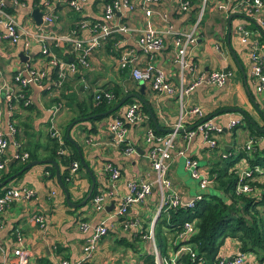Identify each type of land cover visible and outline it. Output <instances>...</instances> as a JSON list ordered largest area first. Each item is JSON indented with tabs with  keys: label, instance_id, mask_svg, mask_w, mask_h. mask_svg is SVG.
<instances>
[{
	"label": "crops",
	"instance_id": "crops-1",
	"mask_svg": "<svg viewBox=\"0 0 264 264\" xmlns=\"http://www.w3.org/2000/svg\"><path fill=\"white\" fill-rule=\"evenodd\" d=\"M131 1L136 5L135 10L118 13L111 21L115 27L123 26L129 30L114 32L111 37L95 48L90 55L89 67H79L77 71L71 73L64 81L60 96L56 90H40L30 87L28 91L29 105L11 101V106H9L6 97L0 95V132L8 136V125L12 120L17 128L16 138L21 142V150L36 156L32 160L50 158L57 162L60 174L66 169L58 160L50 156L48 137L51 127L50 119L54 117V124L61 135L64 128V133H66L68 125L74 119L82 117L79 115L78 103L100 88L120 86L125 93L139 94L149 102L160 128L159 131L163 132L161 135L167 134L166 129L173 128L179 116V102L176 95L153 92L146 83L141 92L140 83H136L128 71L120 70L117 60L120 51L132 49L136 51L139 65L143 66L147 62L148 55L138 47L137 40L140 31L146 27L162 32H166L170 27L175 31H188L195 18L198 0H194L191 11L180 14L174 11L176 0H159L158 3L150 4V7L153 8L150 16H146L142 9V6L147 5L146 0ZM262 1V15L264 16V0ZM22 2L26 6L11 3H6V5L25 29L32 31L38 28L31 15L34 8L38 7L46 12H51L52 8L54 21L48 25L42 24L41 28L55 34L70 31L82 19L91 22L102 21V10L105 3L104 0H87L82 9L75 12L68 4L69 0H22ZM48 6L51 8L49 9ZM238 13L245 16L243 12L235 14ZM163 14L166 15V18L162 17ZM227 18L209 6L206 18L202 21L197 41L188 50V59L195 71H188L187 80V82L192 81L201 72L221 70L227 73L226 82L220 87L209 84L195 87L185 98V110L188 111L191 107L198 106L204 113L202 118L204 119L220 109L240 107L252 117L259 127H263L264 90L257 92L255 89L257 79L253 72L250 53L253 46L257 47L261 56L259 62L264 73V29L260 27L263 32L260 31L254 22L246 17L235 16L231 20V31H228ZM239 27L250 31L246 43H241ZM78 35L84 40L91 37L89 30L84 28H79ZM172 40L173 37L165 33L164 48L156 52L152 60L155 67L164 71L167 81L176 87L178 76L177 67L173 61ZM229 45L241 65V70L234 60ZM47 46L58 59L69 62L75 59V52L70 44L55 46L49 42ZM20 53L28 57L26 63L19 57ZM27 64L45 67L47 81L52 79V71L47 67V59L41 53L40 43L31 41L30 47L25 49L23 41L15 45L7 41L2 42L0 44V86L5 83L10 90H17L19 86L14 81V75L17 72L24 73ZM243 72L245 76H243ZM193 75L195 76L192 78ZM248 92L251 93L259 108L263 110V116L250 101ZM56 98L61 103L60 107L57 105ZM53 109H55V115H52ZM122 112L120 111L119 114ZM119 114L94 122L89 119L84 120L73 125L70 130L71 138L81 147L85 161L96 176L97 191L101 193L112 191L113 197L109 198L106 206L114 204L113 208L94 211L91 201H87L80 207H71L65 200V194L57 182L56 174L53 177L48 170V166L51 164L34 165L2 188L4 190L10 186L31 189L34 191V196L14 200L2 211L0 264H15L16 259L12 251L20 246L28 251L29 264H52L60 259H67L71 262L80 260L85 238L89 233L79 229L81 221L88 223L91 228L104 222L109 228L108 233L97 243L92 258L85 264H145V256L150 254L153 248L151 239L147 238L146 234L150 222L157 214V193L152 190L144 201L133 204L128 209L127 218H135L140 222L137 228H123L122 218H113V213L119 201L127 195L129 181L149 180L154 177V172L146 156L149 144L144 139L145 129L148 125L144 119L139 126L129 128L126 140L127 143L135 147L136 152L128 155L123 151L126 144L116 143L115 137L108 129V122L118 117ZM241 118L240 114L232 112L212 116L213 122L223 129L222 133L217 136L218 149L211 148L200 134L186 141L182 137V133H179L172 152L168 177L181 198L190 200L203 192L197 189L193 190V185L185 181L180 169V157L197 160L200 168L208 173L212 165L219 162L220 154L223 158H228L252 137V139L261 141L262 138L250 135L245 124L244 127H240L241 124H238L236 128L228 127V122L231 119L241 121ZM194 122V117L188 114L184 125L192 127ZM9 139L11 140L6 153L7 165L5 168L7 172L10 170L8 166L14 162L12 156L15 152L13 140L11 137ZM222 148L224 151H221ZM179 151H182L183 154H178ZM240 161L242 162L240 163ZM240 161L236 164V169L246 170L248 168L247 160L241 159ZM107 163L114 165L120 171V177L114 188L109 180V174L104 170ZM263 172L264 169L261 173ZM258 176L255 179L261 183L264 182V175ZM90 183L89 175L83 169L73 175V179L67 186L73 203H78L79 199L85 195ZM110 188L112 190H109ZM37 215L43 216L44 228L34 222ZM172 236L173 234L170 235L171 238ZM174 240L178 242L177 236ZM238 251L237 241L233 238H226L220 247L219 256L231 258Z\"/></svg>",
	"mask_w": 264,
	"mask_h": 264
},
{
	"label": "built area",
	"instance_id": "built-area-1",
	"mask_svg": "<svg viewBox=\"0 0 264 264\" xmlns=\"http://www.w3.org/2000/svg\"><path fill=\"white\" fill-rule=\"evenodd\" d=\"M87 0H69V6L79 12ZM159 0H146L147 5L142 6L144 14L150 16L153 12V8L150 4L158 3ZM6 2L26 6L22 0H0V44L4 41L15 45L20 41H23L25 49H28L31 45V41L41 44V53L47 59V67L51 71L56 73L57 79L52 78L47 81V71L45 67H39L38 65H25L24 73L17 72L14 75V81L18 84L19 88L17 90H10L5 83L0 86V95L6 97L9 102L13 100H18V98L24 99L23 104L29 105V96L25 95V89L30 87H36L40 90H56L58 95L61 91L62 85L65 79L77 71L79 67L88 68L89 59L92 51L99 47L100 44L107 39L114 32H122L129 30L127 27L118 26L111 24V21L116 17L118 13H124L128 11H133L136 5L131 0H110L105 2L103 5L102 15L103 20L97 22H91L85 19L76 24L75 28H72L66 33H52L46 32L41 28L42 24L48 25L54 21L52 8L51 12L43 11L42 14V24L38 26L37 29L29 31L25 29L11 14L10 11L5 9ZM206 0H198L196 6V14L194 21L192 22L190 29L188 31H175L171 27L166 31H158L151 27H146L140 31L137 43L139 49L148 55L147 62L141 66L137 60L136 51L132 49H124L120 51L118 56V67L120 70L128 71L130 77L137 82H143L150 86V89L156 93H167L175 94L179 102V116L175 124L173 125V131L168 132L166 135H161L155 133L154 129L151 127H146L144 139L145 142L149 144L146 156L149 161L150 167L154 172L153 179L149 180H132L127 183V195L119 201L117 208L114 210L113 218L119 219L123 218L122 221L123 228L133 229L140 225L138 219L127 218V211L133 204H138L144 201V199L155 190L158 195V207L157 214L161 210H166L170 208H192L195 203L202 198L199 194L190 200H184L180 197L178 192L173 188L172 181L168 177V169L170 161L172 158V152L175 147V141L179 135V129L187 128L184 125V120L188 114L192 115L195 119L194 126L182 133L184 140L189 141L195 135L200 134L205 141L210 145L211 148H217V136L220 135L223 129L216 125L212 119L204 121V113L202 109L198 106L191 107L188 111L185 110V97L192 91L195 87L203 84L223 86L227 79V73L221 70H213L209 72L196 73L197 76L192 80L188 81V71H195L194 67L191 65L188 59V50L195 44L198 38V33L202 24L204 14L207 13L209 7H206ZM46 4H49L46 2ZM193 0H176L175 12L186 13L191 11L193 8ZM47 6V5H45ZM212 10L218 11L228 17L231 13L243 12L246 17L253 19L261 28L264 29V16L262 15V0H212L210 5ZM166 18V15H162ZM84 28L89 30L91 37L84 40L79 37L78 30ZM240 40L241 43H246L248 41L250 31L244 27H239ZM168 34L173 37L172 47H173V61L177 67L178 84L176 87L171 85L165 76L162 69L154 66L152 57L156 52L161 51L164 48V34ZM52 43L55 46H63L64 44H70L75 52V59L72 61H64L58 59L48 48L47 43ZM251 59L252 68L257 79L256 91L261 92L264 90V73L261 68L259 59L261 56L257 50V47L253 46L251 49ZM27 62V61H26ZM25 62V63H26ZM31 62V61H30ZM195 74V75H196ZM193 75L192 78L195 76ZM52 77V74H51ZM2 80V79H1ZM27 97V98H26ZM102 98L110 102L114 99V94L111 91L100 90L95 95V100L98 102ZM59 107L60 105L57 104ZM52 115H55V109L52 110ZM143 115L139 111V105L133 103L128 105L121 117H115L113 120L108 122V129L115 137L116 143H125L123 151L126 154H133L136 149L133 145L127 143L126 137L129 132L131 125H140L144 121ZM51 121V136L57 137L61 140V134L57 130L54 124V117L50 119ZM239 122V119H231L228 122V127L233 128ZM15 126L11 121L8 125V136H5L0 132V172L5 170L7 165L6 153L10 145L9 137L12 138L15 133ZM14 143L17 147L20 143ZM254 139L250 138L245 144L244 148L247 150L251 148ZM178 154L182 155L183 152L179 151ZM224 156V155H223ZM12 158L21 162H26L29 159V153L27 151H22L20 153L14 152ZM243 161V160H242ZM240 161V163L242 162ZM244 163V161H243ZM185 168L190 171L191 177L197 179L199 186L204 190L206 188L212 187L215 183L216 174L206 173L200 168L197 160L187 157L185 159ZM236 168V166H235ZM79 169L78 162H73L70 167V178L73 179V175L77 173ZM106 173L109 174V180L112 183V187H116V182L120 177V171L114 165L107 163L104 167ZM237 170V169H236ZM256 173H261L263 169L255 168ZM238 183L236 187L237 193H248L252 191L253 186L251 182L255 180L252 177V171L246 168V170L239 171ZM109 190H112L110 188ZM34 196V191L31 189H19L16 187H6L0 194V222L1 213L11 202L18 200L20 198H31ZM112 191L109 193L98 192L91 199V207L94 211H103L107 208V203L109 198H112ZM156 214V216H157ZM150 222V227L147 232V238L151 239L152 242V253L155 257L156 264H205L202 259L197 258V254L190 244H182L177 246L176 249H168L166 256H161L158 251L154 234V221L155 218ZM35 223H37L41 228L45 227L43 216H36ZM196 223L195 221H185L180 231L177 234V239H184L189 237L191 233L195 231ZM79 229L83 232H89L85 238V242L81 251L80 260L76 262H71L67 259H60L52 264H83L88 262L96 249V245L99 240L108 233V226L102 222L99 225L91 228L88 223L84 221L79 223ZM174 244L178 245L175 241ZM15 257V264H29L28 262V251L23 247H17L13 251ZM174 253L172 256L169 254ZM188 255L189 263L183 260V257ZM251 254L238 251L236 255L231 258L217 257L215 262L212 264H254L251 258Z\"/></svg>",
	"mask_w": 264,
	"mask_h": 264
},
{
	"label": "trees",
	"instance_id": "trees-1",
	"mask_svg": "<svg viewBox=\"0 0 264 264\" xmlns=\"http://www.w3.org/2000/svg\"><path fill=\"white\" fill-rule=\"evenodd\" d=\"M104 1L108 2L110 0ZM5 9L10 11L8 6H6ZM111 36L112 35L109 37ZM64 58L68 60L66 57ZM52 78H54V80L57 79L54 71L52 72ZM63 86L64 83L59 96L63 90ZM100 90L111 91L114 94V99L108 102L106 99L102 98L97 102L95 100V95ZM28 91L29 88L25 89V95L27 97L29 95ZM125 94L126 93L120 86L97 89L89 97L78 103L79 115L82 117L91 116L89 121L94 122L101 120L104 117L113 116L117 113L119 114L124 107L137 103L139 105L140 113L146 118L148 127L153 128L157 134H163L162 131L156 129L147 107L137 98L130 97L117 110L106 116L102 115V113L112 108ZM15 101L16 100H13V102ZM17 101L23 104L24 99L18 98ZM145 101L151 109L149 102L147 100ZM57 104H61L59 100ZM92 115H94V117H92ZM122 115L123 112L119 114V117ZM10 121L13 123L12 120ZM242 122L246 125L245 127L248 128L250 135L262 138L261 141L254 139L250 149L247 150L243 146L228 158H223L220 154L218 157L219 162H215L209 171L210 174H216L215 183L212 187L206 188L203 191L201 194L202 198L195 203L194 207L170 208L160 211L159 216L154 223L153 234L156 247L162 257L166 256L165 252L167 254V251L170 248L174 250L179 245L190 244L195 250L197 258L202 259L205 264H212L215 262L216 258L219 257L220 247L225 239L233 238L238 243L239 251L251 254L253 263L255 262L254 264H264V182L261 183L255 179L251 182L253 186L252 191L248 193H237L236 187L238 183V174L235 169L236 164L241 159H246L249 170L252 171V177L257 178L259 177L258 175H264V172L256 173L254 171L255 168L264 169V133L260 132L259 126L253 125L246 118H242L240 124H242ZM137 126L139 125H131L130 127ZM236 127L237 126H235V128ZM15 129L13 141L20 143V145L15 147V152L20 153L25 150H21V142L16 138L18 134L16 126ZM49 132L50 156L55 160H58L59 163L66 168L61 173V179L63 183L68 186L72 180H69L71 164L73 162H78V170L85 169L80 162L77 147L74 141H72L73 139H68L66 133L63 132L60 138L61 140H59L57 137H52L51 131ZM79 148L81 147L79 146ZM218 148L219 147L215 149ZM221 151H224V149L222 148ZM35 157L34 154L29 152V159L26 162L14 160V162L8 166L10 167L9 172L6 170L0 172V182L9 175L18 172L28 161ZM48 170L54 177L55 168L52 165H49ZM85 172L87 171L85 170ZM2 190L3 189H0V194L2 193ZM96 193L97 182L95 183V187L88 201H91ZM86 194L87 192L81 199H79V202L86 196ZM123 220L124 219L122 218V221ZM192 220L196 223L195 231L191 233L189 237L179 239L178 245H175L174 238L180 231L182 224L185 221ZM171 234H173L172 238L170 237ZM183 260L189 263L188 255H185ZM145 264H156L155 257L152 253L145 256Z\"/></svg>",
	"mask_w": 264,
	"mask_h": 264
},
{
	"label": "water",
	"instance_id": "water-1",
	"mask_svg": "<svg viewBox=\"0 0 264 264\" xmlns=\"http://www.w3.org/2000/svg\"><path fill=\"white\" fill-rule=\"evenodd\" d=\"M8 3V2H6ZM42 14H43V11L40 9V8H34L32 11H31V15L35 21V24L37 26L41 25L42 24ZM235 16H242V17H246L244 16L243 14H235V13H231L228 15V18H227V28H228V31H231V20L233 17ZM248 18V17H246ZM250 21L254 22V24L258 27V29L260 31L263 32V30H261L260 26L251 18H248ZM229 49L230 51L232 52V55L234 57V60L236 63H238V67L240 68L241 70V65L239 64L234 52L232 51L231 49V46L229 45ZM20 58H22L25 61H27L28 57L27 56H24L23 53H20L19 55ZM243 76L244 75V72H243ZM140 83V86H141V92L143 91V88L145 87V83L143 82H139ZM248 96L250 97V101L252 102V104L254 105V107L258 110V112L262 115V111L259 106L255 103V100L253 98V96L251 95L250 92H248ZM130 97H133V98H137L139 99L148 109L149 111V115L151 116L153 122H154V125L156 127L157 130H160V128L158 127L157 123H156V120H155V117H154V114L153 112L151 111V109L149 108V106L147 105L146 101L144 98H142L139 94H135V93H126L125 95H123L121 97V99L112 107L110 108L109 110H107L106 112L102 113V115L106 116L110 113H112L113 111L117 110L120 106H122L125 101L130 98ZM224 112H232V113H238L241 115L242 118H246L247 120H249L253 125H257L256 122L252 119V117L242 108L240 107H227V108H223V109H220L216 112H214L212 115H209L208 117H205L203 120L206 121L208 119H211L212 116H215L217 114H220V113H224ZM263 116V115H262ZM91 116H85V117H79V118H76L74 119L67 127L66 129V137L68 139H71L70 137V130L71 128L73 127V125L79 123V122H82L84 120H88ZM92 117H94V115H92ZM264 117V116H263ZM241 118V119H242ZM258 126V125H257ZM193 127V126H192ZM192 127H187V128H184V129H179V133H183V132H186L188 130H190ZM259 128V127H258ZM174 129L171 128V129H166V133L168 132H172ZM260 132L264 133V126L263 127H260L259 128ZM72 140V139H71ZM74 141V140H72ZM76 147H77V151H78V155H79V159H80V162L82 164V166L84 167V169L87 171L89 177H90V187L87 191V194L86 196L78 203H73L70 199V196H69V190L67 188V186L63 183L62 179H61V174H60V170H59V167L57 165V162L54 161L53 159H43V160H31L29 162H27L18 172L14 173V174H11L9 175L8 177H6L4 180H2L0 182V189H2L4 186H6L8 183H10L12 180H14L15 178H17L19 175H21L24 171H26L27 169H29L30 167L34 166V165H38V164H51L54 168H55V174H56V178H57V182L61 188V190L64 192L65 194V200L66 202L73 208H76V207H80V206H83L84 204H86V202L88 201V199L90 198L91 196V193L95 187V183H96V179H95V176L93 174V171L90 169L89 165L87 164V162L85 161L84 157H83V154L81 152V149L79 148L78 144L74 141ZM114 204H111V206L107 207L106 209L107 210H110V208H113ZM159 216V213L157 214L156 218H155V221L156 219L158 218ZM154 221V223H155Z\"/></svg>",
	"mask_w": 264,
	"mask_h": 264
},
{
	"label": "rangeland",
	"instance_id": "rangeland-1",
	"mask_svg": "<svg viewBox=\"0 0 264 264\" xmlns=\"http://www.w3.org/2000/svg\"><path fill=\"white\" fill-rule=\"evenodd\" d=\"M207 1V3H206V7L208 8L209 7V5H210V0H206ZM205 18H206V13L204 14V17H203V20L202 21H204L205 20ZM203 24V23H202ZM201 24V25H202ZM232 78V77H231ZM188 96V95H187ZM186 98V97H185ZM241 123V121L239 120V122H238V124H240ZM237 124V125H238ZM236 125V126H237ZM240 127H244L245 125L244 124H241V125H239ZM63 132L65 131V128L62 130ZM31 161V160H30ZM29 162V161H28ZM180 169L182 170V176L184 177V179H185V181L187 182V183H189V184H192L193 185V190H195L196 191V189L198 190V191H200V192H203L204 190L200 187V186H198L199 184H198V181H197V179H195V178H193V177H191V175H190V171L188 170V169H186L185 168V157H180ZM236 169V168H235ZM248 169H249V167H248ZM157 207H158V204H157ZM168 252V251H167ZM174 253H171V254H169L168 256H172ZM165 255H166V252H165Z\"/></svg>",
	"mask_w": 264,
	"mask_h": 264
}]
</instances>
